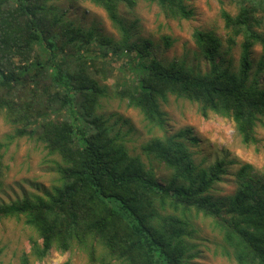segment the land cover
Listing matches in <instances>:
<instances>
[{
	"label": "trees",
	"instance_id": "trees-1",
	"mask_svg": "<svg viewBox=\"0 0 264 264\" xmlns=\"http://www.w3.org/2000/svg\"><path fill=\"white\" fill-rule=\"evenodd\" d=\"M57 1L0 0V113L14 126L7 139L34 138L62 162L51 190L0 203V220L22 218L36 233L20 264L76 244L87 246L93 260L98 244L104 264L107 257L121 264H186L199 214L211 220L237 264H264V164L241 163L234 192L214 200L209 191L226 174L225 161L196 163L189 145L198 138L190 128L141 145L180 182L165 184L97 112L107 94L102 81L119 69L129 75L121 76L115 95L152 126L164 125L161 103L172 95L196 102L203 116L228 117L244 144L255 142V126L264 119V85L256 74L264 63L261 57L253 72L251 55L255 45L264 55V0H234L237 11L221 13L228 45L239 47L235 70L216 59L218 36L193 30L205 71L164 63L148 40H132L120 5L132 8L136 0H88L105 11L117 39L68 19ZM150 1L167 17L192 15L187 0ZM9 143L0 140V190Z\"/></svg>",
	"mask_w": 264,
	"mask_h": 264
},
{
	"label": "rangeland",
	"instance_id": "rangeland-1",
	"mask_svg": "<svg viewBox=\"0 0 264 264\" xmlns=\"http://www.w3.org/2000/svg\"><path fill=\"white\" fill-rule=\"evenodd\" d=\"M59 7L65 11L68 19L86 26H92L102 34L118 38L117 30L112 27L105 11L90 1L59 0ZM192 15L187 19L167 17L160 7L150 0H136L132 8L120 5V12L125 22L130 25L132 40H148L151 54L164 63L184 62L196 71H205L207 60L197 49L192 32L202 29L212 32L221 40L216 59L223 67L235 70L238 64L239 47L228 45L224 29L222 11L234 13L237 3L234 0H187ZM264 31V27L262 29ZM163 37H168L171 45L166 46ZM259 45L252 51V71H256L259 59L264 55ZM122 60L117 62V66ZM129 72V71H128ZM119 69L112 71L103 84L107 94L100 99L97 112L102 114L114 132L118 131L131 155L139 156L152 169L162 183L179 184L169 170L150 154H146L141 145L152 136L172 134L182 128H190L198 138V144L189 145L196 163L208 165L217 159H224L226 174L210 191L216 200L231 194L235 190L234 173L241 163H251L256 167L264 164V119L255 126L256 141L244 144L236 133L234 124L228 117L213 112L203 116L196 102L185 98L169 96L161 103L164 112V125L159 128L149 124L140 111L129 106L125 100L115 95V89L121 76ZM264 85V68L256 74ZM56 118L57 115H51ZM14 132V126L0 113V140H7V135ZM4 153V186L0 190V203H6L22 197L44 194L59 183L58 168L62 165L55 154H47L43 145L34 138L19 136L13 138ZM195 233L191 239L194 255L186 264H237L230 255V250L222 241L220 233L213 227L209 218L201 214L194 218ZM36 237L32 228L22 218L7 217L0 220V264H20L21 256L29 251L30 238ZM87 246L73 245L70 251L61 253L51 250L41 260L32 259L31 264H60L69 259L71 264H104L103 250L97 244L91 259ZM106 264H121L104 258ZM90 260L93 262L90 263Z\"/></svg>",
	"mask_w": 264,
	"mask_h": 264
}]
</instances>
